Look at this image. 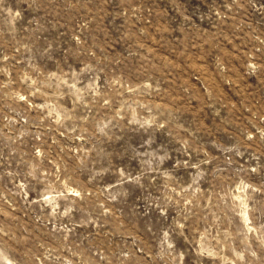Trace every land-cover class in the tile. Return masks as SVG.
I'll return each mask as SVG.
<instances>
[{
    "label": "rangeland",
    "instance_id": "obj_1",
    "mask_svg": "<svg viewBox=\"0 0 264 264\" xmlns=\"http://www.w3.org/2000/svg\"><path fill=\"white\" fill-rule=\"evenodd\" d=\"M0 264H264V0H0Z\"/></svg>",
    "mask_w": 264,
    "mask_h": 264
}]
</instances>
